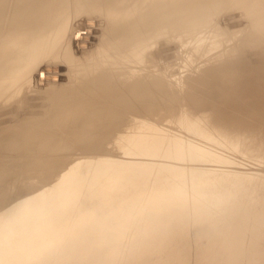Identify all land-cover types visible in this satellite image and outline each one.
<instances>
[{"label":"rangeland","instance_id":"obj_1","mask_svg":"<svg viewBox=\"0 0 264 264\" xmlns=\"http://www.w3.org/2000/svg\"><path fill=\"white\" fill-rule=\"evenodd\" d=\"M220 4L216 0L207 26L228 37L223 45L194 58L189 56L191 48L184 46L181 74L183 81L187 79L181 83V101L188 102L187 93L190 102L170 101L184 113L179 122L172 116L173 108L147 121L144 111L116 105L70 123H55L54 130L61 131L53 135L51 154L29 162L37 172L44 161H51L52 171L41 169L42 179L20 186L17 203L0 208V264H264V82L227 94L217 83L220 78L234 79L238 72L262 71L264 53L256 54V48L262 50L258 45L264 46V40L242 41L238 46L248 18L234 3ZM73 19L64 42L74 57L85 56L101 43L107 19L94 15L96 25L91 18L84 20L85 14ZM83 30L89 33L81 36L84 42L78 40ZM232 44L242 56L220 57ZM218 56L226 67L216 74L219 79L213 77L215 97H205L204 70ZM49 61L59 67L57 75L49 74L59 83L67 81L70 70L66 61L38 62L33 75L41 104L49 84L39 78L38 70ZM193 79L206 86L192 84ZM186 83L187 91L194 92L196 85L199 89L188 93ZM208 97L214 102L208 103ZM194 121L197 125L190 126ZM94 142L96 147L91 148ZM128 143L124 152L113 151ZM70 171L73 176L68 179ZM77 177L84 178L79 189L59 190V183L78 182ZM6 187H11L10 181ZM88 209L98 213L97 221L89 223ZM32 213L34 222L29 220ZM19 215L27 219L31 232L13 227L12 220ZM20 238H28V244H17Z\"/></svg>","mask_w":264,"mask_h":264},{"label":"bare ground","instance_id":"obj_2","mask_svg":"<svg viewBox=\"0 0 264 264\" xmlns=\"http://www.w3.org/2000/svg\"><path fill=\"white\" fill-rule=\"evenodd\" d=\"M191 1L193 0H0V208L3 209V204L17 203L21 199L20 186L37 183V177L42 179L43 175L39 173L41 169L48 173L52 171L51 161H44V167L37 172L29 162L35 164L40 157L51 154L53 135L61 131L54 130L56 122L70 123L77 117L113 110L116 105L126 110L144 111L142 116L145 115L143 119L147 121L151 120L150 117H161L164 111L172 108L171 115L177 117V121L185 117L184 113L180 114L182 110H178L170 102L175 100L177 104L185 103L181 101V87H184L181 83L187 79L183 81L181 74L182 67L186 64L185 44L191 48L192 55L189 56L194 58V55L222 46V42L228 39L215 27L207 26L210 10L216 0H202L200 3L190 4ZM217 1L221 4L234 3L248 18L246 31L240 37L238 46L242 41H256L259 38L264 40V0ZM79 14H85L84 20L93 19L95 25L94 15L102 14L107 19L106 26H103L107 28L104 36L101 34L102 41L95 50L85 52V56L74 57L69 44L64 42V37L70 22ZM78 33L79 41L83 40L82 35L87 34L85 30ZM258 46L263 49L256 48V54L262 55L263 43ZM237 49L232 44L219 56L224 54L229 59L234 58L238 55ZM219 56L216 61L210 63V60L204 70L208 78L204 77L207 80H204L205 83L208 82L206 91L202 88L207 93L205 97L208 94L215 97L216 93L212 89L213 77L218 78L219 75L216 74L226 67L223 65L225 59L223 61ZM43 59L66 61L70 64V70L67 69L68 79L64 83L57 82V79H45L49 87H44L41 104V92L34 84L33 72L37 69L38 62ZM51 62L44 65L54 68L44 71L48 76L53 73L57 75L59 72V67ZM202 74L203 72L200 73ZM196 81L193 79L192 84L200 82ZM222 81L226 86L220 84ZM262 82L264 68L262 71L252 69L238 72L234 79L220 78L217 81L219 91L226 94L252 89ZM186 84L185 90L189 88L188 83ZM204 85H196V89ZM192 86L190 85L191 88ZM195 90L192 92L195 93ZM186 96L184 97L189 105L190 100ZM209 99V102L206 99L205 101L214 102V99ZM205 101L204 104H207ZM195 102L197 104L199 101ZM129 122L128 129L131 127ZM195 125V121L190 122V126ZM96 142L90 143V147H96ZM129 145L128 143L124 149L113 151L124 152ZM104 150L111 151L108 148ZM72 174L71 171L66 173L67 178L70 179ZM76 180L78 182L68 180L59 183V190L69 192L79 189L84 178L77 177ZM7 181H10L11 187H6ZM79 201L84 205L86 203L83 197ZM88 212L89 223L97 221L98 213L94 214L92 209H88ZM33 214L29 218L31 222L36 220V215ZM5 220L2 219L1 225L6 226ZM26 220L19 215L12 220L13 227L19 232H31L26 228ZM19 242L28 244L29 239L25 238L23 241L20 238L16 243Z\"/></svg>","mask_w":264,"mask_h":264},{"label":"water","instance_id":"obj_3","mask_svg":"<svg viewBox=\"0 0 264 264\" xmlns=\"http://www.w3.org/2000/svg\"><path fill=\"white\" fill-rule=\"evenodd\" d=\"M86 23H92L90 21H86ZM75 38H78L77 34L74 35ZM50 69H54L53 67H43L42 70H40L39 72V78L41 79H55L52 75L48 76L47 74H44V71L50 70ZM56 69V68H55Z\"/></svg>","mask_w":264,"mask_h":264}]
</instances>
